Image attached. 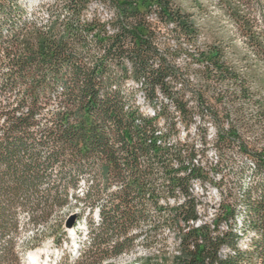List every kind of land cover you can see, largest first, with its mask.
<instances>
[{
    "label": "trees",
    "instance_id": "16d2710c",
    "mask_svg": "<svg viewBox=\"0 0 264 264\" xmlns=\"http://www.w3.org/2000/svg\"><path fill=\"white\" fill-rule=\"evenodd\" d=\"M95 2L112 8L110 19L87 15ZM218 4L253 52L264 54V16L255 14L264 15V0ZM26 8L22 0H0V264H24L39 232L50 230L60 245L66 232L58 218L73 207V199L89 204V213L98 207L99 219L89 225V245L74 256L63 251L59 264L119 257L135 248L143 224L151 233L144 239L147 248L164 226L175 231L179 254L172 264H264V148L253 152L254 178L243 191L242 224L235 205L222 201L214 227L194 226L190 221L199 215L190 179L200 177L202 168L193 161V144L170 141L178 124L172 105L186 127L194 119V107L180 98L194 83L177 88L184 74L175 60L187 50L184 42L195 46L186 56L200 65L201 87L228 83L239 90L224 93L232 104L224 110L209 106L200 89L192 90L199 109L217 122V140L240 141L247 151L241 129L264 128V104L253 100L246 76L227 62L224 48L196 47L200 29L173 0H61L48 6L46 21ZM153 13L176 42L164 45L165 53L157 45L162 27L150 19ZM131 82L143 91L152 114L136 103ZM251 103L256 109L249 113ZM85 178L88 186L79 197ZM179 196L181 203L161 204ZM224 220L227 229L221 228Z\"/></svg>",
    "mask_w": 264,
    "mask_h": 264
},
{
    "label": "rangeland",
    "instance_id": "374dc122",
    "mask_svg": "<svg viewBox=\"0 0 264 264\" xmlns=\"http://www.w3.org/2000/svg\"><path fill=\"white\" fill-rule=\"evenodd\" d=\"M56 1L61 0H22V3L27 7L28 13L35 12L38 14L41 21H46L48 18L46 14L47 8ZM173 1L184 11L190 13L192 19L199 27L200 35L196 47L202 48L207 44H220L224 48L227 62L234 65L242 76H246L248 85L251 87V92L254 95L253 100L260 101L264 104V54L253 52L252 46H250L245 38L238 33L233 20L224 14L218 4V0ZM95 13L105 20H108L111 18L113 10L105 4L95 2L89 7L87 15L91 17ZM256 13L257 18L262 20L264 16L263 13H259L258 11L255 12V14ZM12 18L16 19V16L13 15ZM150 19L156 25L163 26L158 23L155 13L151 15ZM165 31L166 28L162 27V33H160L157 42L158 47H160L163 53H165L163 51L164 45L173 47L176 45L172 34L166 33ZM183 46L187 50L175 60L180 71L184 74V79H179L177 88L182 89L187 80L194 83V85H191V88L186 89L185 92L182 93V96H180L184 101H188L190 106L194 107V119L190 125L186 127V122L181 119L182 117L179 118L178 112H175V107L172 105L171 108L177 117L176 120L178 124L175 134L172 133L171 135L175 140H172L170 137V141H176L182 144L190 143L197 148V145H201V138L205 140V151L199 153V161L197 162L204 170L201 174L204 182L202 183V191H196L194 194L200 219L202 221L211 222L214 217L212 214L215 212V208L218 207L217 203L219 201H225V203H232L235 205L238 223L242 224L241 221H243L244 217V201L242 195L243 191L250 186L254 178L253 163L255 162V158L253 152L261 151L264 148V128L258 126L254 133L247 131V128L241 129L242 140L247 144V151L240 148V141L231 143L217 140V122L207 110L202 111L199 109L196 92L200 89L205 94V100L209 106L213 105L219 110H224L232 106L229 96H225L224 93H230L235 90L239 92V90L236 89V87H231L230 89V84L228 83L216 84L212 82L209 84L208 88L201 87L196 76V72L201 69L200 65L196 62H192L191 59L186 56V53L194 52L195 46L192 47L189 42H184ZM168 60H172V58L168 57ZM189 62L192 64L190 63L191 67L187 69L186 65ZM131 84L132 87L137 89V91L134 92L136 103L141 106L143 111L152 114L153 109L146 103L143 91L135 83L131 82ZM193 89L196 92L192 91ZM220 93L224 95L222 99L223 102H218V95ZM160 100L164 103H171V99L164 95H160ZM241 101V103H244L243 100ZM247 108L249 113L253 112L256 109L255 103L247 104ZM221 115L223 116L224 114L221 113ZM159 120L160 127L166 132L167 126L165 125V119L161 117ZM225 126H227V122H225ZM184 132H186V134ZM208 149H216L218 151L216 153V159L208 154ZM206 181H212L214 187L212 186L213 183L211 185V183H206ZM87 183L88 178H85V180L81 181L79 184L76 191L79 197H82V193L86 191L88 186ZM160 201L161 204L166 206L171 207L176 205L171 198L166 201L165 197ZM72 204L73 207L66 208L60 213L58 218V220H60V218L62 219V229L66 232V237H62L60 245L56 244L54 240L56 236L51 234L50 230L45 233L39 232L38 244L35 248L28 251L35 252L37 258L35 264H59L63 251L70 256H74L77 254L80 247H87L89 245L91 239L89 225L98 221V207H95L94 211L89 213V204H85L84 201L73 199ZM81 209H83V212ZM73 213L78 214L80 218L77 217L74 226L68 228L66 227V221ZM26 219L27 215H23V220ZM52 223L56 224V219H54ZM148 227L149 224H143L138 228V233H142L139 234L135 248L119 257L108 261L104 260L100 264H172L174 255L179 254L177 234H175L172 228L166 225L158 233L159 237L157 243L147 248L144 239L151 235V233L145 232V229H148ZM221 228H228V223L225 220L222 222ZM238 228L239 226H237L236 229ZM136 230L137 229L132 231V233L134 234ZM251 235L252 233H248L243 236V239L240 241L242 246H244V243ZM26 236H28L26 233L21 235L22 239L26 238ZM59 236L60 234L57 237ZM25 255H23V262L24 264H29L25 259ZM69 264L73 263L69 261Z\"/></svg>",
    "mask_w": 264,
    "mask_h": 264
},
{
    "label": "built area",
    "instance_id": "2783aa9c",
    "mask_svg": "<svg viewBox=\"0 0 264 264\" xmlns=\"http://www.w3.org/2000/svg\"><path fill=\"white\" fill-rule=\"evenodd\" d=\"M179 113H180V111H179ZM180 116H182L181 115V113H180ZM185 134H186V132H184ZM205 140L203 139V138H201V140H200V142H201V145H197L198 147L197 148H195L196 150H195V155H194V159H193V161H194V163L196 164V166H198V167H200L201 168V165H199L197 162L199 161L198 160V155H199V153L201 152V151H205V142H204ZM207 152H208V154L210 155V156H212V157H215V159H216V153L218 152L216 149H208L207 150ZM190 172V170L187 172V173H189ZM202 172H204V170L202 169ZM203 176L201 175L200 177H197V176H192V178L190 179V188H189V190H190V196L196 201V199H195V197H194V194H195V192L196 191H202V183L204 182L203 181ZM211 180V179H210ZM206 183H211V185H212V181L210 182V181H206ZM213 187H214V183H213V185H212ZM220 200V199H219ZM221 202L222 201H219L218 203H217V205H218V207H216L215 208V212L212 214V216H216V214H217V212H218V210H219V207H220V204H221ZM196 210H197V213H198V215H199V218L196 220V221H193V220H191L190 221V223L191 224H193L194 226H200V225H202V224H205V223H207V224H210L212 227H214V224H213V219H214V217H213V219H212V221L211 222H208V221H202L201 219H200V214H199V210H198V205L196 204Z\"/></svg>",
    "mask_w": 264,
    "mask_h": 264
},
{
    "label": "bare ground",
    "instance_id": "6f19581e",
    "mask_svg": "<svg viewBox=\"0 0 264 264\" xmlns=\"http://www.w3.org/2000/svg\"><path fill=\"white\" fill-rule=\"evenodd\" d=\"M152 110V109H151ZM152 112H153V110H152ZM171 198V200L173 201V202H175L174 204H177V202L178 203H181V201H182V199L184 198V196H179V198L178 199H176L175 197H166V201H168L169 199ZM164 199V198H163ZM162 199V200H163ZM168 199V200H167ZM242 222V221H241ZM29 258H30V260L31 261H29V264L30 263H33V264H35V262H37V258H36V255H35V252L33 251V252H29Z\"/></svg>",
    "mask_w": 264,
    "mask_h": 264
},
{
    "label": "water",
    "instance_id": "95a60500",
    "mask_svg": "<svg viewBox=\"0 0 264 264\" xmlns=\"http://www.w3.org/2000/svg\"><path fill=\"white\" fill-rule=\"evenodd\" d=\"M76 219H77V214H71L69 217H68V219H67V221H66V227H72V226H74V223H75V221H76ZM29 252L25 255V259L29 262V261H31L30 260V258H29Z\"/></svg>",
    "mask_w": 264,
    "mask_h": 264
}]
</instances>
